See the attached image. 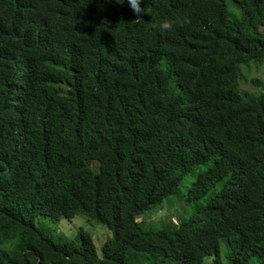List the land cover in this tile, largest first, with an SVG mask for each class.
<instances>
[{
    "label": "trees",
    "instance_id": "16d2710c",
    "mask_svg": "<svg viewBox=\"0 0 264 264\" xmlns=\"http://www.w3.org/2000/svg\"><path fill=\"white\" fill-rule=\"evenodd\" d=\"M106 1L0 0V264H264V92L237 71L264 63V0H188L224 48ZM77 215L113 232L101 254L37 223Z\"/></svg>",
    "mask_w": 264,
    "mask_h": 264
},
{
    "label": "clouds",
    "instance_id": "9594fccd",
    "mask_svg": "<svg viewBox=\"0 0 264 264\" xmlns=\"http://www.w3.org/2000/svg\"><path fill=\"white\" fill-rule=\"evenodd\" d=\"M102 3L105 2L106 5H108L106 0H100ZM125 0H119V3H124ZM127 6L132 10V12L136 15L137 18H140V16L145 13L143 7L142 0H126ZM152 6H161L162 7V19L159 23V30L160 31H173L175 33V36L177 37L178 41L180 40H187L191 39L198 32H203L205 34H211L212 39L209 42L213 46H216L218 48H224L223 45L219 42V33H214L207 31L205 27L203 26V15L202 12L198 8L193 9L189 4L190 2L186 0L185 3L174 5L171 7H167V4L165 0H152L151 2ZM167 7V9H166ZM228 18V17H227ZM180 20H183L184 24H187L185 26L180 25ZM51 19L48 15H45L42 11H40L34 19L32 20L33 24V31L35 34V42L38 46V50L41 52H45V45L47 40V30L51 23ZM264 25V24H263ZM116 32L120 29V27L115 26ZM261 30V29H260ZM262 31V30H261ZM153 38H150L152 41ZM254 62V61H252ZM248 63V62H247ZM242 63L238 66V72L240 76V86L244 88V90L239 89L241 92L246 91L253 86H256L257 83L254 79H250L249 77L244 78L242 74V66L248 65L250 63ZM174 65V66H173ZM220 71L222 72V76L214 73L212 76L207 77L204 81L211 87L215 88L216 90H222L226 91L229 90V86L231 83L235 80L232 74L234 72L232 68V63L230 60H224L220 62L219 64H216ZM171 68L170 70H182L181 64L178 61V59L174 63H166L163 70H167ZM249 71L253 69L252 66H248L247 68ZM214 77H219L220 82H215ZM260 83L261 81L258 80ZM262 85V82H261ZM181 87V81L176 80L173 87V92H177L179 88ZM249 92V91H247ZM252 92H249V94ZM241 111H245L244 108H242Z\"/></svg>",
    "mask_w": 264,
    "mask_h": 264
},
{
    "label": "rangeland",
    "instance_id": "374dc122",
    "mask_svg": "<svg viewBox=\"0 0 264 264\" xmlns=\"http://www.w3.org/2000/svg\"><path fill=\"white\" fill-rule=\"evenodd\" d=\"M260 29L264 32V25H261ZM248 66H252L253 69L249 71L247 69ZM242 74L244 78L249 77L250 79L259 80L262 82V85L253 86L246 91L252 92L254 94H260L264 92V63L257 64L251 62L248 65H243ZM240 89L244 90L242 86H240ZM37 223L44 227L47 231L57 233V236L61 235L68 239L74 238L80 230L88 231L93 236L94 243L99 254H101V247L104 242L108 239H111L113 236V232L106 226L99 225L93 220L81 215H77L72 218L63 217L57 221V224H52L50 219L47 217H39L37 219Z\"/></svg>",
    "mask_w": 264,
    "mask_h": 264
}]
</instances>
